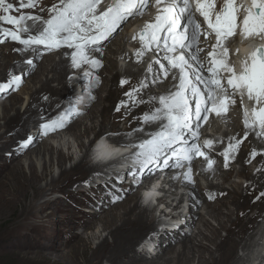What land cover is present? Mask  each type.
<instances>
[{"label":"bare ground","instance_id":"1","mask_svg":"<svg viewBox=\"0 0 264 264\" xmlns=\"http://www.w3.org/2000/svg\"><path fill=\"white\" fill-rule=\"evenodd\" d=\"M8 2L12 3L15 8H18V10L11 12V15L14 17L22 14L25 16L36 15L43 20H47L49 17L48 9L54 4H58L59 0H40L39 4L34 8L21 7L20 0H8ZM236 2L238 3L237 5L250 6L251 4V0H236ZM150 7L151 5L143 16L135 19L129 18L130 27L128 28L138 25L137 22L141 24L144 23L143 21H148V14L151 11ZM193 9H195V5H193ZM2 15L4 14L0 13V16ZM198 20L201 21L200 19ZM31 23V21H27V24L31 25ZM202 28H206V25H202ZM9 29L12 31L17 30L15 26L0 20V30L7 31ZM31 34L36 35L35 29H32ZM28 35V33L23 32V37L21 38L27 39ZM127 38L128 33H120L117 37L113 38L110 44L103 46L104 41L100 43L99 47L102 50H108V54L105 52L99 53L104 60L102 67L96 69L97 74L88 79V83L85 85L82 94L73 96L76 86L73 84L72 76L80 74L85 66L82 65L80 68L74 67L73 73L70 71V67L73 66L71 56L74 49L62 46V57L58 62H55L51 56L52 54L47 55V49L43 45L27 47L12 40L10 37L5 38L0 34V42L7 41L4 44L5 46H0V83L11 80V77L15 75L21 77V82L28 80L34 88L38 86V88L36 87L31 91L30 100L24 112H21L19 107V100L21 98L13 102L10 101L9 104L6 103L7 101L5 103L2 101L4 104L1 105L2 107L0 109V122H3V125L0 124V152H5L6 150L10 158L16 161L22 156L29 157L30 177L25 179L28 185H31L35 180L40 181L46 178L48 171L50 173L47 166L44 167L41 176L35 173V158L43 156L45 151L50 148L48 149L42 142L38 144L37 135L30 134V130H34V132H37L36 130H42L40 128L42 123L50 122L64 116L70 107L74 106L78 112L67 116L64 127L57 131L61 130L64 134L65 132L69 133L78 139H82L90 133L96 132L98 133L97 135L107 133L109 138L119 144L137 143L140 140L151 138L150 134L160 130V124L163 122L144 123L145 127L142 128L141 126L144 125L142 117L145 114L150 115L154 113L157 108L161 107L158 98L174 91V86L178 83L177 76L179 75L173 76L170 72H168L167 76L164 75V71L160 65L163 64L167 68L168 62L163 58L162 52L157 53L159 57L155 59L149 69L145 66L143 69L138 67V70H134L128 64L124 73L117 71L118 62L116 61V57L121 56L122 59V57L126 56L123 46L127 42ZM252 39L250 38L243 44L244 49L243 46L242 50L239 49L240 53L247 54V56L237 54L232 57L230 50V59H232L230 62L234 65L236 72L237 64H241V61L248 57V52L243 53V51L246 49L251 51L255 47ZM257 39V37L254 38L255 41ZM203 41L199 45L202 49L204 46ZM5 47L8 49H5ZM262 47L264 46L262 45ZM31 52L35 54L34 57H31ZM28 60L33 61L30 67H27ZM157 60L160 63H156ZM106 63L110 64L116 70V73L111 78L105 75V72L109 70ZM109 72H112V70ZM42 75L45 76L44 80ZM49 75H51V78H49ZM97 76L99 78L98 80L96 79ZM122 80H126L127 83L122 85ZM141 81L144 82L146 87H139ZM53 83H57V86H53ZM224 83L226 84V80ZM155 88H158L159 91L156 92ZM134 89H138V91L133 93L132 99L125 95L127 91L133 92ZM202 89H204L203 85ZM101 92L107 94L103 97L100 94ZM91 97H95V99ZM151 97L157 99L150 100ZM235 100L236 103L229 106L228 115H232L230 111H241L242 109L241 100ZM139 101H143V103ZM117 107H119V111L116 110ZM234 116L236 115L234 114ZM234 116L232 115L233 118L230 120L233 123V130L235 131L232 136L225 135L224 138L213 136L211 138L206 135V138H211L213 141L212 148H217V153L220 154V158H217V153L215 154L213 150L209 152L207 147L203 144L200 145L201 150L205 152L209 159L214 161L213 168L208 169L207 161L202 156H197L192 160L191 166L194 184L188 183L185 180L182 184L185 187L184 192L189 190L190 193V205H188L187 212H185L186 209L181 210L184 204V201L181 200L185 195L183 193L176 204L171 203L173 207L168 212V215L167 213L165 215V217L171 215L172 218L177 217V219L182 220L180 226L170 225V220L167 218L161 222L162 217L159 216L157 208L153 207L149 208V210L142 208L145 206L141 202L139 204V198L141 192L148 186L150 178L163 174L169 176V179L164 180V184L166 183L167 186L170 185L167 198L176 196L180 188L176 184L178 183V179L175 177H181L182 168L180 170L179 168L170 167L160 171L153 165H149L153 169L152 174L148 178L140 177L142 182L139 184L136 180L131 179L132 176L129 174V171L127 173L128 176L125 177L126 180L130 179L129 187L124 188L126 191L123 193H115V196L120 197L115 203L112 202L114 196L107 194L109 203L105 204L102 210L105 212V215L102 217L105 220L103 223L104 229L108 230L112 242H109L107 238L102 240L99 243V248L90 254L85 249V245H82V249H79V247L71 246L72 244L70 243L69 248L64 252L67 254L66 257L70 262L73 264H102L103 260H106L109 264H193L195 262L196 264H236L238 260V249L243 245L249 250L254 245V236L251 234L254 230L255 220L257 216L264 214V196L260 195L261 192H264V147L255 140L253 136L254 131L237 128L238 123ZM229 117L231 118V116ZM96 119H100V122L97 123L98 125H95ZM209 120L212 122L211 126L204 125V123L201 124L199 135L204 134V131L206 132L213 127H216V132L221 130V126L217 127L215 125L211 114ZM203 128L204 131L202 130ZM138 129H143V131H138ZM246 133L247 139H245ZM29 137L32 139L28 143V146L22 148L21 144L27 141ZM233 137L236 140L243 141L239 145L238 150L229 149V144L235 145V140L231 139ZM263 139L262 137L261 140ZM223 142H226L224 147L222 146ZM35 143V146L38 147L33 146ZM100 145L105 144L101 141ZM176 147L179 149L180 146L177 145ZM245 147H247L246 150L244 149ZM109 150L110 148H105L102 152H110ZM225 151L228 152L229 160L228 166L224 169L222 165L225 157L222 153ZM253 151L257 153L254 158L251 155ZM72 157L69 156L68 159L70 160ZM111 158L116 159L112 160V163L122 162L118 154L111 155ZM196 161H199L200 164L198 163L197 165ZM173 162L171 160L169 161L170 164ZM253 162L257 166L255 170L250 169V164ZM64 163L65 158L60 154L58 166L62 169L61 177L66 178V182L62 184L57 182L56 186L53 183L55 181H51L52 184L48 186L47 190L45 189L46 191L39 189L42 195H46L48 193L47 191L55 190L59 184V187L62 186L64 188V185L68 183H82L83 185H87L92 182L91 184L94 188L99 187L102 191L105 190L104 186L109 189L110 185H116V183H112L115 181L114 178L105 181L103 183L104 186L93 184V180H91L92 176L94 174H102V172L99 171L98 167L89 165L86 155L80 158L70 170L63 169ZM235 163L242 165L241 170H235V166L233 167ZM22 165L23 163L18 162L16 168L19 170ZM120 170L128 171V165H122ZM14 171H16L15 167ZM71 172L76 173L75 177L72 176ZM21 173L23 174L22 171ZM195 174L207 180L205 181L209 186H205L206 189H204V186L202 187L200 180L197 179ZM119 177L121 176L117 174L115 178ZM235 178L246 179L247 182L245 184L236 182ZM214 180H219L220 183L218 182L216 184ZM226 184L231 189L227 188ZM209 194H212L214 199L210 200L208 198ZM147 199H149V196H145L143 201ZM196 199L201 200L200 205L195 202ZM174 202L175 200H173ZM202 203L205 205V209L208 211V215L212 220L215 219L217 221L218 227H212L211 223L206 220L207 216H204L200 211L201 206H204ZM233 217H236V219L233 220ZM193 226H196L198 232L191 236L190 228ZM222 231L227 233V237L221 238ZM137 244L142 245L140 248L145 246L144 250L139 251ZM209 244L214 245L215 249L212 250ZM149 247L151 250L145 251ZM260 253L256 254V257L254 255L252 259L255 258L254 261H259V259L264 260V255L261 256ZM79 256L82 257V261L79 260Z\"/></svg>","mask_w":264,"mask_h":264},{"label":"snow or ice","instance_id":"2","mask_svg":"<svg viewBox=\"0 0 264 264\" xmlns=\"http://www.w3.org/2000/svg\"><path fill=\"white\" fill-rule=\"evenodd\" d=\"M39 2L40 0H20V6L34 8ZM151 2L152 0H115V3L109 4L106 9L98 11L102 0H59L58 4L48 9L49 18L43 20L36 15L14 17L11 12L18 8L8 0H0V13L4 14L0 16V20L17 29L0 30V34L27 47L43 45L49 50L62 46L72 48L73 67L89 65L95 70L102 67V62L92 58L90 52L102 53L100 43L109 40L122 24L129 22V18L143 16ZM155 6L158 13L154 21L146 23L141 32L132 37L141 44L136 55L141 57L145 51L162 52L171 69L179 71V85L174 86L176 91L158 98L161 107L142 117L144 123L163 122L160 124V130L150 134L149 139L121 144V147L136 149L132 160L134 164L139 165V170H132L129 174L138 184L142 182L140 177L148 178L152 174L153 169L149 165L160 171L170 167L187 166L184 180L194 184L192 160L197 156L204 157L208 169H212L214 164L199 144L201 124L207 122L211 113H215L217 117L226 115L229 106L236 103L233 97L237 94L241 102L246 94L247 99L254 105L251 112L247 108L244 109V126L256 132L258 137H264V47L254 48L249 56L241 61L240 73L235 71L230 62L229 47L238 36L244 41L252 37L264 40V0H251L250 6L237 5L236 0H224L219 11L215 10V0H155ZM241 10L245 15L238 23ZM196 12L203 18L202 21L197 20ZM27 21H31V25L27 24ZM202 25H206V28H202ZM32 29H35L36 35L31 34ZM20 32L28 33V38L22 39ZM210 35L214 36L215 43L211 45L204 59H201L200 53L204 51L199 46L201 37L207 40ZM236 52L238 54L239 49ZM27 63L32 65L33 61L28 60ZM156 63L160 61L157 60ZM160 67L167 76L168 69L163 64ZM85 75L90 76L91 73ZM96 79H99L98 76ZM20 82L21 77L13 75L11 83L7 86H18ZM125 83L126 80L121 81L122 85ZM199 85L204 86V91ZM139 87L144 88L146 85L141 81ZM136 91L138 89L127 93L130 99ZM116 110L119 111V107ZM77 112L73 106L64 116L42 123L40 128L43 134L62 129L66 117ZM31 139L29 137L21 147L26 148ZM231 139L235 140V145L229 144V149L238 150L243 141L234 137ZM177 145L180 146L179 149ZM204 146L211 149L213 141L206 140ZM222 154L227 167L228 152ZM109 155L102 154L100 158H107ZM251 155L254 158L257 153L253 151ZM170 160L174 162L170 164ZM148 195L151 196V193ZM260 195L264 196V192ZM208 198L211 200L214 196L209 194ZM119 199V196H114L112 202L115 203Z\"/></svg>","mask_w":264,"mask_h":264},{"label":"rangeland","instance_id":"3","mask_svg":"<svg viewBox=\"0 0 264 264\" xmlns=\"http://www.w3.org/2000/svg\"><path fill=\"white\" fill-rule=\"evenodd\" d=\"M104 1L105 0H102V3ZM102 3L98 9L100 11L106 9L102 5ZM104 3L108 4L109 2L105 1ZM20 16H25V15L22 14ZM143 22L144 23L141 24L137 22L138 25H134L131 28H128L130 27L129 26L130 22H128L126 25L122 24L121 28L118 29L117 32L113 34L112 37L109 38V40L104 41L103 46L110 44L113 38L117 37L118 34L128 33V38H127L128 40L126 43H124L123 46L126 56L122 57V59L121 56L116 57V61L118 62V66H119V68L118 66L116 68L117 71L120 72L122 71L124 73L128 64L134 70H138V67L143 69L145 66L147 69H149L151 65L154 63L155 59L159 57L158 55L160 53L159 51H145L141 57H137L136 55L139 48H141V44L139 40H133L132 37L141 32V30L139 29H143V27L146 24L145 21ZM19 35L23 37V32H20ZM201 39L204 40L203 41L204 51H202L200 54V57L203 59L204 56L207 55V52L210 51L211 45L215 43V39L214 36L211 35L208 36L207 38L208 41L205 40L203 36L201 37ZM202 40L200 41V43L202 42ZM6 42L7 41L5 40L0 42V46L1 47L5 46L4 44ZM5 49L8 48L5 47ZM46 52L47 55L52 54L51 56L53 57L55 62H58L62 57L63 49L61 47L59 49H52V50L47 49ZM102 52L108 54V50H102ZM31 54H32L31 57H34L35 54L33 52H31ZM90 56L95 59H100L103 64L104 60L101 58L98 52H94V51L90 52ZM106 65L109 67L108 68L109 70L108 72H105V75L108 78H111L116 73L115 72L116 70L113 67H111L110 64L106 63ZM30 66L31 65L29 64L27 65V67ZM74 69L75 68L73 66L70 67V71L72 73L74 72ZM167 69H169L168 72L172 73L173 76L179 75V71L176 69H171L170 65H168ZM110 70H112V72H109ZM96 72H97L96 69L93 70L90 68L89 65H85L83 71L80 74H76L72 76L73 84L76 86L73 92V96L82 94L85 85L88 83V79L96 75L97 74ZM85 73H91V75L86 76ZM50 76L51 75H49V78H51ZM177 77H178V83L176 86L179 85V76ZM42 78L44 80L45 76L42 75ZM10 83L11 80L0 83V93H1L0 109L2 107L1 105L4 104L6 101H7L6 103L9 104L10 101L13 102L14 100H18V98H21L19 100L20 101L19 107H20V111L24 112L30 100L31 91H33L36 87L38 88V86L34 88V86L28 80H26L25 82H20L18 86L12 85L11 87H8L7 85H9ZM53 86H57V83H53ZM199 87L201 88L202 91H204V89H202V85H199ZM155 90L156 92L159 91L158 88H155ZM174 91H176V87ZM129 92L130 91H127L125 95L128 96L127 93ZM100 94L103 95L104 97L107 93L101 92ZM234 98L240 100L238 98V94ZM228 113L229 112H227L226 115H221L219 117H217L215 113H211L215 125L217 127L221 126V130L216 132L215 130L216 127L215 128L213 127L212 128L213 130L210 129L211 135H208L205 133L203 128L202 130L204 131L205 135L204 134H202L203 136L199 135L200 145L201 144L205 145V143H202V140L206 138V135H208V137L211 138L213 136L219 138H224L225 135L232 136V134H234L235 131L233 130L234 128L233 123L230 120L233 118L232 115L234 116V114L236 115L234 116V118L237 119V123H238V125L236 123L237 128L239 127L238 129L241 130L247 129L244 126V117L240 110H233V112L230 111V114L232 115H228ZM11 114L13 113L11 112ZM209 116L207 119L208 124L205 122L204 125H208L210 127L212 122L209 120ZM229 116H231V118ZM0 117H1V111H0ZM99 122L100 119L98 120L96 119L95 125H98L97 123ZM0 124L3 125V122L1 121ZM121 126H123V124H121ZM141 127L144 128L145 124L142 125ZM36 131L37 132H34V130H30V134H33L35 136L37 135L38 144L42 142V144L46 145L48 149L50 148L49 150L45 151L43 156L35 158L36 161L35 173L38 176H41L45 166H47L48 170H50V173L48 171V176L46 178L41 179L40 181L35 180L31 185H28L25 179L30 177L29 160H28L29 157L26 158L22 156L16 161L10 158V155L6 150L5 152L4 151L0 152V202H1L0 203V258L5 260L8 264H73L66 257L67 254L64 253L69 248L68 246L70 243L72 244L71 246H75L76 248L79 247V249H82L81 246L85 245L84 246L85 249H87L88 253L90 254L93 251H96L97 248H99L100 245L99 243H101L102 240L107 238L109 242H112V238L110 237L108 230L104 229L103 223L105 220L102 217L105 215V212L102 210L104 209L105 204L109 203L107 194L110 196L112 195L115 196L118 193L125 192L126 189L124 188L129 187L130 183H128V180L130 182V179L126 180V178L124 177L125 179L122 178L123 180H115L117 174L111 177V176H107L105 173L102 172L103 176L101 174H96L101 177H97L95 174L92 176L91 180H93V184L95 183V184L103 185L105 181H109L110 178H114L115 181H113L112 183H116V185H110L109 189L108 187L103 185L105 190L102 191V189H100L99 187L94 188L93 185L91 184L92 182L88 183L87 185H83L82 183H74V184L68 183L67 185H64V188L62 186L59 187L60 186L59 184L55 190L47 191L48 193L46 195H42L41 192H39V189L47 190L48 186L52 184L51 181H55L53 183L56 184V186H57V182L61 184L66 182L65 181L66 178L61 177L62 169L58 166V159L60 154L63 155V157L65 158L63 169L70 170L80 158H82L84 155H86L87 157L86 153L83 154L84 150L86 148H89V146L92 144V142L96 140L98 136L102 134L104 135H108V134L102 133L97 135L98 133L92 132L88 136H85L82 139H78L76 136L71 135L69 133L65 132L64 134V132H62L61 130L60 131L56 130L52 133L49 132L46 136L43 134L42 130L40 131L36 130ZM253 136L255 140H257L260 143V145L264 147V139L261 140L262 137H258L255 132L253 133ZM39 137L42 139H40ZM211 138L209 139L206 138V139L211 140ZM225 144L226 142H223L222 146L224 147ZM35 145L36 143L33 146ZM244 149L246 150L247 147H245ZM207 150L209 152L213 150L215 154L218 152L217 148L216 149L208 148ZM69 156H73L72 159L69 160L68 159ZM216 156L217 158H220L219 153H217ZM112 160H116V159L111 158L110 161L112 162ZM18 162L23 163L21 169L19 168V170L16 168ZM196 162L197 165L198 163L200 164L199 161ZM14 167L16 171H14ZM233 167L236 168L235 170L239 171L241 170L242 165L239 163H235L233 164ZM256 167L257 166L255 162L250 164L251 170H255ZM183 168L186 170H184ZM183 168H182V177L180 180L177 181L178 183H176L179 186L178 188L180 189L178 190L176 196H172L170 198H171V203L176 204L178 200H180L181 195L185 193L183 199H181L184 201V204L182 205L181 209L182 210L186 209L187 211L189 208L188 205H190L189 203L190 193L189 190H186L184 192L185 187H183L182 184L184 182V173H186L188 169L187 166ZM222 168L224 169L226 168L225 160L223 161ZM179 169L181 170V168ZM21 171L23 172V174L21 173ZM71 174L73 177H75L76 175V173L74 174V172H71ZM196 176L197 179L200 180L202 187L209 186L205 178L200 177L198 174ZM131 179L135 180L132 177ZM124 180H126V182H124ZM235 181L241 182L243 184L247 182L246 179H237V178H235ZM218 182L220 183L219 180H214V183L218 184ZM169 186L170 185H168V187ZM206 187L204 189H206ZM227 188L231 189L229 185H227ZM173 200H175L174 203ZM195 202L198 205H200L201 200L196 199ZM1 205L3 206L4 209L2 208ZM205 208H206L205 205L201 206L200 211L204 216H207L206 220H208L211 223L212 227H218L217 221L215 219L212 220V218L208 215V211H206ZM235 219L236 217H233V220ZM263 228H264V214L262 215L260 214L259 216H257V219L255 220V226L253 228L254 230L251 234L252 236H254V242L256 244L252 241L254 245L249 250H247V247H244L242 245L238 249V254H237L238 260L236 261V264H253V263L264 264L263 259L261 260L259 259V261L258 260L254 261L255 258L252 259L254 255H255L254 257H256V254H259L261 250L262 251L264 250ZM190 230H191V236H193L198 232L196 226L191 227ZM225 237H227V233L225 231H222L221 238H225ZM59 246L61 247L59 248ZM138 246L139 247L137 249L139 251H143L145 248V246L140 248V246H142L140 244ZM210 247L212 250L215 249L214 245H210ZM150 250H151L150 247L148 249H145V251H150ZM254 250L255 252H253ZM262 251H261L262 254L260 253L261 256L264 255V251L263 252ZM78 258L80 261L83 260L81 256H79ZM102 264H109V262L103 260ZM193 264H196V262Z\"/></svg>","mask_w":264,"mask_h":264},{"label":"clouds","instance_id":"4","mask_svg":"<svg viewBox=\"0 0 264 264\" xmlns=\"http://www.w3.org/2000/svg\"><path fill=\"white\" fill-rule=\"evenodd\" d=\"M100 140H103V141H105V142H108L109 144H111V146L112 147H115V146H117V147H115L116 149H118V150H120V148L119 147H121V144H119V143H117V142H115L113 139H111V138H109V136L108 135H104V134H102V135H100V136H98L97 138H96V140L92 143V145H91V147L89 146V148H86L85 150H84V153L83 154H87V161H88V163L89 164H91V165H95V166H97L98 167V169H99V171L100 172H103V173H105L106 175H108V176H113V175H115V174H118L119 176H125V177H127L128 176V174H127V172H124V170L123 171H119V169H118V164H120V163H112L111 161H110V159H108V160H100V159H98L99 157H101L102 156V154H105V152H102V150H97L96 148L98 147V142L100 141ZM102 141V142H103ZM98 144V145H97ZM88 149V150H87ZM87 150V151H86ZM132 152H134V151H132ZM95 155V157H96V159L98 160V161H95L94 160V158H93V156ZM128 155H129V153H128ZM119 158L120 159H124V158H126V153H123L122 155H120L119 156ZM121 166V164L119 165V168H121L120 167ZM107 167V168H106ZM106 168V169H105ZM135 168H137V169H139V165H136L135 166ZM102 175V174H101ZM97 177H101V176H98V175H96ZM103 176V175H102ZM153 177V176H152ZM151 177V178H152ZM150 178V179H151ZM153 179V178H152ZM115 180H117V179H115ZM149 184H150V182H149ZM149 184H148V186H149ZM147 186V187H148ZM167 189V190H166ZM164 191L166 192L167 191V193H168V191H169V187L167 186L166 188H165V185H164ZM165 194V193H164ZM165 196H166V194L164 195V199H163V202H164V205L166 206V208H168V207H170V206H168L167 205V202H166V199H165ZM168 197V196H167ZM141 202V195H140V198H139V203ZM169 202L171 203V198H169ZM146 209H148L149 210V208H147V207H145ZM161 214H164V209L163 210H161V212H160ZM157 218V217H156Z\"/></svg>","mask_w":264,"mask_h":264},{"label":"trees","instance_id":"5","mask_svg":"<svg viewBox=\"0 0 264 264\" xmlns=\"http://www.w3.org/2000/svg\"><path fill=\"white\" fill-rule=\"evenodd\" d=\"M0 264H8L5 260L0 258Z\"/></svg>","mask_w":264,"mask_h":264}]
</instances>
